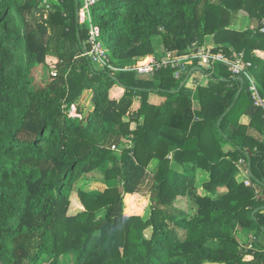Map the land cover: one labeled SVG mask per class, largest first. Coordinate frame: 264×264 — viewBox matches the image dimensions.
Masks as SVG:
<instances>
[{
  "label": "trees",
  "instance_id": "obj_1",
  "mask_svg": "<svg viewBox=\"0 0 264 264\" xmlns=\"http://www.w3.org/2000/svg\"><path fill=\"white\" fill-rule=\"evenodd\" d=\"M82 6L0 0V264H264V108L249 79L222 62L195 88L194 66L133 69L211 38L230 60L244 52L264 97V0H98L86 22ZM91 24L114 69L83 55ZM36 66L52 79L30 89ZM85 176L106 187L77 188Z\"/></svg>",
  "mask_w": 264,
  "mask_h": 264
},
{
  "label": "built area",
  "instance_id": "obj_2",
  "mask_svg": "<svg viewBox=\"0 0 264 264\" xmlns=\"http://www.w3.org/2000/svg\"><path fill=\"white\" fill-rule=\"evenodd\" d=\"M83 7L87 11L88 20H90V11L93 5L98 0H82ZM264 30V28H263ZM101 31L97 25L91 24L90 37L88 42L92 45L90 50H87L83 55H88L92 58L93 62L109 68H115L110 61L108 52L103 45L101 39ZM194 46V45H193ZM225 63L229 70L236 76H245L250 81V90L256 106L264 108V97H262L258 91L256 80L251 73L252 63L244 60V52H240L234 60L227 58L224 51H214L212 47H192V53L186 57H178L174 52H166L161 57L156 55H149L137 61L136 66L133 68L140 75L153 74L155 70L162 67H172L176 70V77H179L182 72L186 71L189 66L212 68L216 63ZM53 76L57 75V71L52 72ZM208 77V75H207ZM190 79V78H189ZM188 79V81H189ZM201 84V83H197ZM196 84V85H197ZM76 113V105H72L69 110V115L73 116ZM113 148H117L113 146ZM250 183L249 180L246 181ZM251 247V245H250Z\"/></svg>",
  "mask_w": 264,
  "mask_h": 264
},
{
  "label": "rangeland",
  "instance_id": "obj_3",
  "mask_svg": "<svg viewBox=\"0 0 264 264\" xmlns=\"http://www.w3.org/2000/svg\"><path fill=\"white\" fill-rule=\"evenodd\" d=\"M81 18L84 22L87 21L88 19V15H87V11L84 9V7L82 6V10H81ZM240 25L241 27H245V26H248V22L245 21H241L240 22ZM252 26H255L256 23H251ZM158 40V39H157ZM208 47H212V42H211V38H208ZM158 43V42H157ZM162 53H159V57L162 56ZM96 67H99L98 65H96ZM100 68V67H99ZM52 79V76H51V71H49V69L45 66H36L33 70H32V77H31V87L30 89H36L37 87H40V86H44L46 85L50 80ZM208 77L207 75L202 72V71H195L192 76L190 77L189 81H188V84L187 86L188 87H192L194 85H196L197 83H207ZM192 85V86H190ZM89 92V91H87ZM91 93H87L86 95L83 96V98L81 99V104L82 106L84 107L85 109V112H88L92 109V103H91V96H90ZM153 101L154 100H160L161 98L159 96H153ZM130 144V141L128 142ZM229 146H226V148H228ZM157 165H158V160L157 159H154L151 161L150 165H149V169H151L152 171H155L157 169ZM99 176V175H98ZM208 174L204 171H199L198 172V181L200 184L203 183V181L205 179H207L208 177ZM241 177L245 178L246 180H248L246 178V176L243 174ZM100 179V178H99ZM75 186L77 188H80V189H86V190H93V189H100V190H103L106 186L104 183H102L100 180H97V179H92L88 176H85L83 178H81L76 184ZM224 190H221L220 193H223ZM151 232H152V229L149 228L146 230V235L148 237H150L151 235ZM250 236L249 233L245 232V231H241V233L239 234V237H240V240L242 243H246L247 241H245V238L248 239ZM250 247V245H249ZM49 261H51V259H45L44 262L45 263H49ZM208 264H212V263H208Z\"/></svg>",
  "mask_w": 264,
  "mask_h": 264
},
{
  "label": "crops",
  "instance_id": "obj_4",
  "mask_svg": "<svg viewBox=\"0 0 264 264\" xmlns=\"http://www.w3.org/2000/svg\"><path fill=\"white\" fill-rule=\"evenodd\" d=\"M201 84L206 85V83H201ZM190 86H192V85H190ZM195 87H196V85L192 86V88H195ZM87 93H91V91H89V92L86 91L84 95H86ZM90 96H91V94H90ZM152 98H153V96L151 97V100L154 103H158L159 104V103H161L163 101V98H161V97H160L161 98L160 100L156 99L154 101H153ZM250 121H251V118L248 115H243L242 118H241V122L244 123V124H249Z\"/></svg>",
  "mask_w": 264,
  "mask_h": 264
},
{
  "label": "water",
  "instance_id": "obj_5",
  "mask_svg": "<svg viewBox=\"0 0 264 264\" xmlns=\"http://www.w3.org/2000/svg\"><path fill=\"white\" fill-rule=\"evenodd\" d=\"M77 3H78V0H77ZM194 70H200V67H194V68L192 69L191 73H192ZM240 80L242 81V83L245 82V79H244L243 77H240ZM186 81H187V80H186ZM186 81H185V82H186ZM183 85H184V83H183ZM183 85H182V86H183ZM255 213H256V211H255L253 214L255 215Z\"/></svg>",
  "mask_w": 264,
  "mask_h": 264
}]
</instances>
